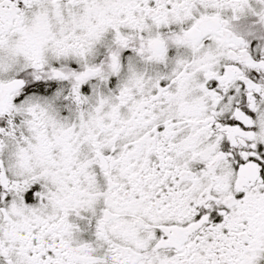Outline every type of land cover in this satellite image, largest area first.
<instances>
[{
    "label": "snow or ice",
    "instance_id": "obj_1",
    "mask_svg": "<svg viewBox=\"0 0 264 264\" xmlns=\"http://www.w3.org/2000/svg\"><path fill=\"white\" fill-rule=\"evenodd\" d=\"M0 264H264V0H0Z\"/></svg>",
    "mask_w": 264,
    "mask_h": 264
}]
</instances>
